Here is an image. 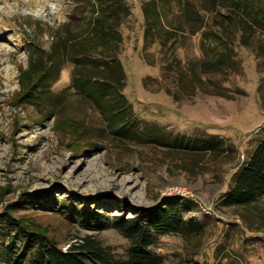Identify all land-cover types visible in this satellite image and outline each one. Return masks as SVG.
I'll use <instances>...</instances> for the list:
<instances>
[{"label": "rangeland", "instance_id": "obj_1", "mask_svg": "<svg viewBox=\"0 0 264 264\" xmlns=\"http://www.w3.org/2000/svg\"><path fill=\"white\" fill-rule=\"evenodd\" d=\"M157 1L0 0V247L15 233L8 211L63 250L92 236L125 260L130 241L115 217L178 198L205 232L158 236L152 247L165 264H264V196L248 206L228 201L264 138V0ZM105 8L122 18L125 121L96 90L75 86L76 58L21 99L20 74L38 46H75ZM147 18L155 19L151 47ZM216 51L229 62L202 86H184L190 66ZM85 67L81 80L92 78Z\"/></svg>", "mask_w": 264, "mask_h": 264}, {"label": "trees", "instance_id": "obj_2", "mask_svg": "<svg viewBox=\"0 0 264 264\" xmlns=\"http://www.w3.org/2000/svg\"><path fill=\"white\" fill-rule=\"evenodd\" d=\"M157 2L159 5L164 4V0ZM155 8L153 14H159L156 5ZM120 18L117 11L105 8L87 25L80 39L73 41H76L75 46L66 40L60 44L53 43L49 50L38 46L41 51H35L32 64L20 74L21 99L31 98L35 92L45 89L47 79L65 66L67 58L73 63L76 58L75 86L85 93H89L87 87L96 90L98 99L101 102L107 101L111 107V117L118 123L124 122L127 118L123 95L126 75L120 60L124 43ZM154 20L147 18L145 45L150 43L149 47L153 43L148 37L156 33ZM61 46L63 51L59 50ZM221 52L216 51L213 55L216 57L200 62L203 67L200 63L192 64L189 72L194 77H183L182 84L188 86L197 83L198 87L202 86V76L229 62L231 57ZM79 63L91 71L92 78L79 79L84 76L79 72ZM196 76L199 81L194 80ZM97 83L101 85L95 86ZM229 192L228 201L233 206H248L264 196V138L243 168L235 174ZM187 213L186 203L172 198L166 204L141 210L133 218L115 217L114 227L130 241L127 258L116 260L112 249L103 247L92 236L70 243L63 250L44 229L28 224L24 219H14L12 212L7 211L3 216L8 228L15 233L6 241V245L0 247V254L7 264H165V258L152 247L158 236L177 234L188 240L201 237L205 232L203 222L197 217H188Z\"/></svg>", "mask_w": 264, "mask_h": 264}, {"label": "built area", "instance_id": "obj_3", "mask_svg": "<svg viewBox=\"0 0 264 264\" xmlns=\"http://www.w3.org/2000/svg\"><path fill=\"white\" fill-rule=\"evenodd\" d=\"M178 195L184 196V195H183V194H181V193H178Z\"/></svg>", "mask_w": 264, "mask_h": 264}]
</instances>
